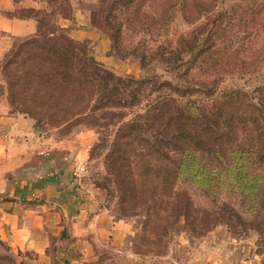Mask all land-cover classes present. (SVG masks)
Instances as JSON below:
<instances>
[{
    "label": "rangeland",
    "instance_id": "1",
    "mask_svg": "<svg viewBox=\"0 0 264 264\" xmlns=\"http://www.w3.org/2000/svg\"><path fill=\"white\" fill-rule=\"evenodd\" d=\"M50 1L49 11H36L40 42L51 31L67 34L55 23L54 14L59 11L70 16L79 2L93 26L107 35L108 52L125 60L120 67L103 62L92 53V43L67 34L77 42L73 43L75 65H79L76 57L89 53L115 76L96 79L93 84L83 80L68 83L70 89L81 91L83 98L74 102L71 94L63 97L57 92L50 104L55 116L40 102L35 105L30 99L28 105L19 104L14 98L13 103L10 96L14 85L20 92L18 76L31 66L33 56L49 53L26 43L29 37L19 38L0 62V103L9 104L11 110L29 108L36 116L39 133L52 139L72 138L78 133L87 137L91 177L105 187L113 214L132 224L129 234L116 244L100 245L98 259L89 264H188L215 245L221 246L222 254L233 264H264V0H212L208 12L212 17L203 25L205 10L197 19L187 18L176 0L166 4L164 0ZM209 29L207 37L215 45L196 56ZM196 30H200L197 36L201 40L192 53L180 51L183 60H179L178 73L181 80L196 83L198 89L192 90L191 98L208 110L224 91L241 89L244 93L235 94L236 104L226 110L236 114L244 110L246 115L260 116L262 122L258 129L248 122L236 124L221 137L206 134L201 124L196 125L193 141L200 139L206 144L173 150L162 142L169 138L162 120L145 115L163 94L154 86L163 79H176L155 52L160 46L176 45L182 34L189 36ZM36 61V65L45 63L39 58ZM210 62H220L222 67L209 66ZM78 75L83 78L79 72L72 73ZM129 76L158 81L152 88L151 82L145 86L140 81L125 87ZM106 84L115 87L114 92H107ZM249 100L256 104L257 112L238 103ZM129 120H139L135 121L139 125L130 128ZM119 170L121 175L116 176ZM0 254L24 264L17 253L2 245ZM0 264L13 263L0 257Z\"/></svg>",
    "mask_w": 264,
    "mask_h": 264
},
{
    "label": "crops",
    "instance_id": "2",
    "mask_svg": "<svg viewBox=\"0 0 264 264\" xmlns=\"http://www.w3.org/2000/svg\"><path fill=\"white\" fill-rule=\"evenodd\" d=\"M50 0H0V62L14 40L35 35L36 11ZM55 23L79 41L92 43L96 58L120 67L124 59L109 53L108 37L96 29L86 8L75 3L70 16L57 11ZM26 112L0 103V240L24 264H89L99 246L116 244L132 224L113 214L106 191L90 174L87 137L52 139L35 129ZM86 164L79 182L76 165ZM188 264H233L221 246Z\"/></svg>",
    "mask_w": 264,
    "mask_h": 264
},
{
    "label": "trees",
    "instance_id": "3",
    "mask_svg": "<svg viewBox=\"0 0 264 264\" xmlns=\"http://www.w3.org/2000/svg\"><path fill=\"white\" fill-rule=\"evenodd\" d=\"M169 1L171 0H164L163 4H166ZM176 1V4L182 8V12L187 18H194L195 16V19H197V14L201 13L202 10H205V17L207 18V20L201 25L206 24L208 19L210 20L212 17L208 14L209 10H211L209 3L212 0ZM218 23L220 24L219 21ZM210 30L211 29H209V31L204 36V43L198 48V51L196 53L198 55L196 56H201L199 54H203L204 50L211 49L215 45V43L210 40V36L207 37L208 33H210ZM198 31L200 30L191 32L192 36H190L191 34H189V36H185L182 34L180 39H178V41L176 42V45L178 44L177 46H160L158 47L160 50L155 52V54L158 55L159 60L167 63L172 72H174L172 74L176 75V79L174 78V81L163 79L156 84L158 80H156L155 77L135 78L133 76H129L128 79H125V84H123L126 87V85L132 81H140V83L146 86V84H149L151 82L150 88H152V86L156 84L154 88L157 90H162L161 93L163 94L158 99H156V101L149 105L145 112V115L148 117L153 115L154 118H159L162 120L165 130H168L169 138H166V140H161L164 144H169L170 146H172L171 149L173 150L184 151L186 150L184 149L185 145L195 144L197 146H201V144L205 143L200 139H198V141H193L192 132L197 131L196 125L201 124V131H203L204 133H215L217 136L223 135V133L227 134L232 132L235 125L239 123L246 124L248 122L255 124L256 129L261 127L262 121L260 116L256 117L254 115H246L244 110L241 114H236L232 112V110H226L227 106H234L236 104V100L234 98L235 94L244 93L241 89L230 90L228 92L224 91L220 98L218 97L212 100L214 106H212L213 108H210L208 110L205 109L206 107H202L200 104L195 103L196 100L194 98H191L192 90H197L198 88L194 81H190L189 79L181 80V75L178 74L181 73L179 66L181 65L180 62L183 60L180 51L186 52L184 50H188V52L190 53L193 52L194 46L201 40L199 39V36H197ZM37 33L29 37L28 39L26 38V43H31L38 49L40 48L43 53H49V56L48 54L33 56V63L37 62V58L45 61V63L39 65H36V63H32L31 66L29 65V67L26 68L24 75L18 76V82L21 86L20 92L18 89L14 88L15 85L13 86L12 83L13 87L12 90H10V96L12 97L13 103H16L15 100L17 99V102L19 104L28 105L30 103V99H32L35 105H37L36 102H40L41 106L46 105L47 108H50L46 109L47 112H49L48 114L50 116H55V113L51 111L50 104L58 94L57 92H59V95L63 97L71 94L70 97L74 100V102H80L83 98L81 91H77V89L74 88L70 89L68 87V83L78 82V84H80L83 80V82L85 83L93 84L96 79L101 78L104 80L115 76L114 73L109 69L101 68V64L98 63L89 53H85V55H81V57L78 58L76 57V59H78L79 65H75L73 60L75 57L74 53L76 51L74 50L75 48L73 45L77 42L74 43L66 33L56 35L54 31H51V35L50 33L49 35H45L44 42H40L37 39ZM206 40H209L210 42L205 43ZM179 47H181L182 49H180ZM11 49L12 47L9 51H11ZM209 53L212 52L210 51ZM197 58L198 57H195L193 62H195ZM203 59H205V55H203L201 61ZM5 63H7V61ZM208 65H212L214 66V68L218 69L222 67V64L220 62H210ZM100 70L104 72L101 73ZM77 72H79L83 76V78H81L80 75H78V77L72 76V73ZM25 74H28V76H25ZM61 80H63L64 82ZM200 83L203 84L202 82ZM103 87L106 88L107 92H114V90L116 89L115 87L111 89V87H108L107 84L103 85ZM238 103L243 104L245 108L252 106L253 111L257 112L255 110L256 104L251 100L247 102L239 101ZM240 106L241 105H238V108H240ZM69 110L70 107H67L66 111L68 112ZM12 111L26 112L31 117H33L34 120H36V116L31 112L29 108H17ZM146 119H144V121ZM135 121L139 120H129L126 124H128L130 128H134L139 125ZM34 125L36 131H38V124L36 121ZM227 128L230 129L228 132H225ZM218 142L221 143L220 145L225 143L223 141ZM115 158H119V155ZM120 172V170L115 172L116 176H120ZM94 183L102 187L97 182L94 181ZM102 188L105 189V187ZM0 245H2L7 251L10 250L9 246L2 240H0ZM0 257L7 258L13 264H17L15 259L10 255L0 254Z\"/></svg>",
    "mask_w": 264,
    "mask_h": 264
},
{
    "label": "built area",
    "instance_id": "4",
    "mask_svg": "<svg viewBox=\"0 0 264 264\" xmlns=\"http://www.w3.org/2000/svg\"><path fill=\"white\" fill-rule=\"evenodd\" d=\"M86 172V164L85 163H80L78 165H76L75 169H74V175L77 179V182H79V179L81 177V173Z\"/></svg>",
    "mask_w": 264,
    "mask_h": 264
}]
</instances>
